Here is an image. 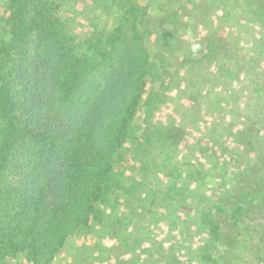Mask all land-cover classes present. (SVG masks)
<instances>
[{
    "label": "trees",
    "instance_id": "16d2710c",
    "mask_svg": "<svg viewBox=\"0 0 264 264\" xmlns=\"http://www.w3.org/2000/svg\"><path fill=\"white\" fill-rule=\"evenodd\" d=\"M240 1L252 20L264 26V0ZM60 7V0L5 3L0 36V264L20 258L24 264H52L73 237L96 235L100 238L90 244L110 245L108 233L97 235L94 228H103L106 208L113 197L119 198L117 192L131 196L132 186L124 187L119 169L127 164L123 150L130 141L137 142L138 152L168 147L198 159L230 156L237 163L254 156L253 164H240L234 171L230 187L220 182L214 203L202 205L201 223L209 241L199 260L264 264V83L256 81L245 104L229 103L235 121L217 123L219 129L205 143L199 134L192 136V128L150 121L149 112L171 95L172 75L163 66L166 51L153 56L145 46L153 22L145 5L123 0L122 25L106 32L94 29L83 41L60 17ZM216 36L206 41L205 52L218 50L213 46ZM203 52L199 47L181 60V68L203 67L204 59L220 58ZM193 76L188 85L195 92L192 102L205 83L201 74ZM154 82L160 83V91L149 90ZM142 103L148 111L138 136L133 123ZM191 108L199 117L198 108ZM188 138L194 142L187 143ZM174 183L171 179L170 187L159 193L180 196ZM122 250L115 264H130V246Z\"/></svg>",
    "mask_w": 264,
    "mask_h": 264
},
{
    "label": "rangeland",
    "instance_id": "374dc122",
    "mask_svg": "<svg viewBox=\"0 0 264 264\" xmlns=\"http://www.w3.org/2000/svg\"><path fill=\"white\" fill-rule=\"evenodd\" d=\"M137 1L148 8V14L153 20L149 25L152 28L145 46L153 56L157 50L166 51L165 57L162 56L163 66L172 75L171 95L163 104L155 106L149 112L150 121L160 125L176 124L185 130L192 128V136L199 134L207 143L216 134L212 133L219 129L217 123L226 126L235 121L236 113L229 103L236 101L238 104H245L251 97L256 81L264 83V26L238 16L240 0ZM60 2V17L68 21L81 41L94 29L106 32L122 25L123 0ZM5 3L6 0H0V36L4 35L5 30L2 23ZM233 11L238 13L235 17H240L234 22L233 19L226 18ZM163 21L168 22L162 24ZM215 34L218 36L215 37L213 46L218 50L205 52L206 41ZM243 37L254 40L260 47L259 53L247 55L242 52ZM199 47L203 48V53H211L220 58L204 59L203 67L181 68V60L191 57ZM225 53L232 55L224 58ZM221 58H224V67L221 66ZM153 61L156 65H161L159 59L155 60L153 57ZM197 74L202 75L205 83L201 86L199 97L192 102V93L195 92L188 85L193 75ZM149 87V90L160 91L159 82L151 83ZM191 106L198 108L199 117L193 115ZM147 111L148 108L142 103L133 123L134 128H139L138 136L143 131ZM191 142L194 140L188 138L187 143ZM135 143L137 142L130 141L125 146L123 151L127 164L123 169L119 168L125 175L124 187L132 186L131 196L126 197L123 191L117 192L119 200L113 197L112 205L106 208L103 228L95 227L94 233L99 235L106 232L108 238H116V241L122 235H127L122 240L128 237L134 243L130 249L135 248V254L138 253L133 256L136 261L145 262V255L142 253L147 248H164L166 245L168 251L172 249L167 260L176 259L177 264H202L199 257L209 241L208 232L201 223L202 205L214 203L220 197V182L223 181L226 187H230L236 173L234 171L240 164L249 167L255 161L254 156L248 155L243 161L239 159L240 163L229 158L230 156H203L198 159L186 151L168 147L162 148V151L150 148L149 152L146 149L138 152L135 151ZM168 174L170 180L166 178ZM171 179L175 182L174 192L179 190L182 193L180 196L172 193L170 198L165 193H159L170 187ZM109 223L116 225L110 228ZM98 238L100 236L96 235L70 238L61 256L52 264H71L70 259H86L87 250L79 252L80 247ZM94 248L96 252L102 249L99 246ZM91 259L96 262L93 257ZM94 262L87 264H95ZM12 264H24L23 258Z\"/></svg>",
    "mask_w": 264,
    "mask_h": 264
},
{
    "label": "crops",
    "instance_id": "0c3cea01",
    "mask_svg": "<svg viewBox=\"0 0 264 264\" xmlns=\"http://www.w3.org/2000/svg\"><path fill=\"white\" fill-rule=\"evenodd\" d=\"M238 4L240 7V13H239L240 15H238V13L233 11L232 13H230L232 15L226 18L233 19V22H234L236 18H240V17H235L236 15H238V16H242L245 19L252 20L249 9L243 3H238ZM255 22H256L255 24L260 23L258 21H255ZM242 39H243V41H241L242 46H243L242 52H244L247 55H250V53L252 54H257L256 52L259 53L260 47L254 40L252 41V39L250 40V38L248 37H243ZM124 236H127V235H122V237ZM122 237L118 241H116V238L111 237L113 239H111L112 241L110 242V245H107V246L105 244L99 245V247L102 248L100 252L95 251V248H94L95 245L88 244V246L85 247V249L87 250L88 256L84 260H80L77 258L75 259L69 258V259L71 260V263L82 261L84 264H87V263H90V261L94 262L93 259L90 260V258L93 257L96 261L94 262L95 264H115L117 262L116 257L118 255V252L119 251L121 252V250H119L118 248L123 249L128 246L133 247V244H134L133 242L130 241V239H128V237L123 238V240H122ZM153 246L154 244L152 245V247ZM156 249H158L157 250L158 252H155ZM171 251L172 249H170L169 251L166 249V245L164 248L163 246L162 248L160 246L159 247L157 246L154 249L147 248L146 250L143 251V253L141 252L142 254L145 255V262H142V261H136L135 258L133 260V256L138 254V253L135 254L136 253L135 248H133V249H130V264H177L176 259H174L173 261L166 259L167 255ZM64 264H67V262Z\"/></svg>",
    "mask_w": 264,
    "mask_h": 264
}]
</instances>
